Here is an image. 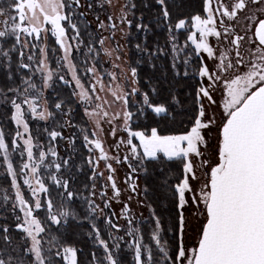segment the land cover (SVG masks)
Here are the masks:
<instances>
[{"label": "trees", "instance_id": "1", "mask_svg": "<svg viewBox=\"0 0 264 264\" xmlns=\"http://www.w3.org/2000/svg\"><path fill=\"white\" fill-rule=\"evenodd\" d=\"M8 1L0 0V8L7 10L8 4H12V0ZM126 1L130 7V23L128 21L127 26L129 33L125 42L127 65L130 70L136 69L134 79L137 89L132 97H126L127 111L132 113L129 127L145 134H149L153 128L157 129L159 135L187 132L198 113L197 90L200 81L197 69L200 63L199 59L191 56L186 65L181 67L180 61L175 69V64H171L170 56L165 51L168 47L167 25L173 27L187 15L200 12L203 0H165L164 5L159 4L158 0ZM62 3L68 17L65 22L76 32L79 42L90 50L98 48V36L84 15L76 9L75 0H62ZM165 8L169 13L167 19L163 16ZM9 29L10 23L5 28L8 34L0 37V50H5L9 55L5 64L0 65V92L9 94L12 90L21 91L25 81H28L37 93L44 95L47 112L50 113L47 120L30 123L32 135L40 137L45 153L50 158L45 159L38 170L39 180L46 189L40 194L41 206L35 209V215L43 228L39 244L42 257L45 264H66L61 254L64 248H72L75 250V264H105V253L96 241L102 240L108 248L113 249L116 243L112 240L108 222H112L114 217L110 209L104 207L106 220L99 218L92 204L93 168L84 140L85 136H93L89 123L76 101L71 83L56 78L45 91L40 78L20 65V46L16 36L10 35L12 31ZM46 41L47 64L56 72L60 67L59 47L50 34ZM140 48L147 50V55L139 52ZM179 58L181 60V56ZM74 59H78L79 63ZM72 61L77 70H81L86 63L75 54H72ZM95 66L100 69L99 61L95 62ZM145 94L151 104L163 105L166 111L156 114L152 108L144 105ZM57 104L61 107L57 108ZM66 125L70 127L72 134L69 146L59 142ZM53 131L59 134L55 138L51 136ZM16 133L17 125L12 119V107L1 104L0 134L4 138L8 162L12 164L15 175H18L22 172V158L14 142ZM0 151L4 154V150ZM53 151L56 155L52 159ZM57 164L60 165L59 169L56 168ZM182 167L181 157L169 160L159 154L156 158L144 159V171L141 174L144 200L158 218L160 233L166 240L165 243L170 246V259L173 262L178 250L179 231L176 186L183 177ZM0 181L4 187H10L8 176L0 177ZM68 192L73 193L71 198L68 197ZM24 196H28L26 191ZM49 203L52 205L51 209ZM62 211H67L69 215L61 216ZM53 215L59 223H53ZM151 224L150 219L144 220L139 224V229L143 248L153 254L154 246L149 241L152 232L147 233ZM23 238L24 232L15 223H11L8 213L0 212V254L4 256L3 259L9 256L8 264H24L26 246L22 245ZM111 241L114 243L111 244ZM126 248L125 243L119 244L117 264H134L131 249Z\"/></svg>", "mask_w": 264, "mask_h": 264}, {"label": "rangeland", "instance_id": "2", "mask_svg": "<svg viewBox=\"0 0 264 264\" xmlns=\"http://www.w3.org/2000/svg\"><path fill=\"white\" fill-rule=\"evenodd\" d=\"M6 2L9 1L6 0ZM37 2L43 3V0H37ZM60 2L62 3V0H60ZM75 7L84 15L85 19L97 34L98 48H92L91 50L90 48L88 49V47L84 48L79 42L76 32L73 31L71 25L67 24L64 20L61 21V25L65 29L62 43L68 49V56L67 59H65V48L61 47V43L58 42L57 37L53 35L51 25L44 22L43 15L40 13L39 9H37V16L40 21L39 27L42 31L39 34L19 32L18 38L17 35L14 34L20 46L19 63L21 66L27 65L25 68L29 69L31 73L36 74L38 78H40L41 85L45 91L51 87L52 81L56 78L71 83L76 101L82 108L83 114L89 123L93 136L92 138H88L87 141L84 140L89 150V159L93 168L92 204L99 218L106 220L103 211L104 207H108L114 217V220L108 223L111 229L112 240L116 245H113V249L107 247L106 251L104 244L100 243L101 240L97 239L96 241L97 245H100L105 253V264H111V261L108 260L109 254L117 264L118 258H116V255H119L118 249L121 242L125 243L129 250L131 249L130 253H132L134 264H136L137 241H139L141 245V264H181L180 261L175 260V262H173L170 259V246L165 243L166 240L160 233V225L159 231L157 232L158 218L156 214H153V209L150 205L144 200L141 174L144 171V159H148L149 157L143 156V150L139 147L140 141L134 136L131 137V139L132 144L137 146V152H132V146L127 143L129 140V132L137 131L130 129V119L125 123L124 112L127 111V105L124 104L123 100H118L113 95V92H117L126 97L128 95L132 97V90L133 88L136 89L134 76L127 65L125 45L129 33L127 26L130 17V7L128 2L126 0H79V3H76ZM4 11L7 14L0 15V31H5V28L7 29L8 27V23L12 26L11 17H16L15 22L22 23V26H32L27 20L21 22L18 13L14 10V7H10V4H8V9ZM46 11H48V9H46ZM61 15H67L64 7L61 10ZM196 15L200 17L204 16L203 4L200 12L198 11L193 15H187L181 19L185 21L183 28L177 29L175 27L179 21L173 27L167 25L168 47L165 48L166 54L170 56L171 64H175V69L180 61L181 67L186 65L190 61L191 56L192 58L194 57V59H199L200 65L197 69V75L200 83L197 90L198 113L196 118L199 116L202 107L204 110V116L202 117L203 122L208 123L212 121L209 127L201 130L205 141L204 144L199 145L201 156L190 154L188 157L193 165L196 178L193 179L191 174H188L189 185L192 191L185 192L186 203L183 207L179 204L178 193L176 195L179 228L177 255L181 246L187 251L197 245L206 214L204 213L203 204L194 202L193 197L199 198V191L208 179L207 173L210 171L209 165L214 164L218 160L219 130L226 116L224 111L225 99L220 100L222 98V93H216L218 97L214 96L216 98H213L210 92L213 93L216 89L212 90L211 87L207 85V76H201L199 74L200 68L205 66L206 60L204 59V62L202 60V57L205 56V52H201L197 55L195 46L188 40V36L196 32L192 22V17ZM109 17H111V19H109ZM5 21H7V23H5ZM34 23L35 22H33V24ZM143 32H145V29ZM48 34L52 35L56 40L61 56V58H59L60 67L56 72L48 67L46 60L45 53ZM10 35L12 36L13 33ZM197 39H199L198 32ZM101 40H103V44H101ZM105 50H107V52ZM161 51L164 53L163 50ZM5 52V50L4 52L0 50V65L5 64L9 56L8 54L4 55ZM139 52L147 55V50L140 48ZM72 54L77 55V58L79 56L85 60V66H83L81 70L76 69L72 61ZM180 56L181 60L179 58ZM74 60L78 62V59ZM96 61H99L100 69L95 66ZM89 69H93V71H89ZM49 72H51V77L45 82V78L48 76ZM77 80H79V84H77ZM201 87L208 89L212 97L211 100L199 93ZM82 91L88 94V99L86 101L80 99V93ZM26 98L31 100L36 106L37 113L45 109L47 110L44 95L37 93L33 85L28 81H25L21 91L12 90L9 94L0 92V105H10L12 107V116L15 112L12 106V100L15 99L17 103L21 104L23 119L28 126L27 131H25L23 125H17L15 120H13L17 125V133H20L19 136L16 133L14 139L17 152L22 158V172L20 174L15 175L14 172H12V174L9 173V162H5L4 154L0 151V177L6 175L10 179V187H4L0 181V212L8 213L11 218V223H15L16 227L24 232L22 242V245L26 246V254H24L23 257L24 264H37L35 254L31 252L33 243L32 238L23 228L27 227L24 223L26 211L31 210V218L39 222L35 215V209L37 208L36 204L39 202L42 192L40 190V184L42 183L38 177V170L45 159L50 158H48L45 153L40 137H34L32 135L30 123L33 122L36 124L39 121H45L48 119V116L46 119H40L38 116H34L31 107L24 103ZM97 105L100 107H97ZM89 112H95L97 115L95 117H90L87 114ZM104 112H107V116L104 115ZM65 117L67 119L68 111L65 112ZM97 121H99L98 125ZM184 133L170 135H180ZM150 134L151 132L147 135ZM71 135L70 127L66 125L59 137L60 144L69 146ZM26 139L31 140L33 152L32 160L28 159L26 145L24 144ZM96 140L101 142L103 151L107 157L106 159H101L100 150L95 148L94 143H90V141ZM41 152L45 153L43 162L40 161ZM159 154L163 155V153H158L157 155ZM53 158L54 155L52 156V159ZM204 160L209 161V165H203L202 161ZM53 161L55 162L56 160L54 159ZM181 161L183 162V177L180 183L186 175L184 172V163L186 161L183 157H181ZM25 164L28 165L27 168L24 167ZM108 165H111V168H109ZM33 167H36L35 172L32 171ZM109 176L112 177V180L108 179ZM13 178H15L16 182L15 187L13 186ZM113 182L116 185V190H118V195L116 194V190L112 187ZM17 191H19L24 201L23 205L17 200ZM25 191L28 193L27 197L24 196ZM181 215H183L182 227ZM148 219L152 222L147 233L152 232L149 241H151L154 246L153 254L143 248L139 229V224L144 220L148 221ZM32 231L40 244L43 231L36 233L35 225L32 226ZM154 235L157 236L159 245L157 244V240L153 239ZM113 241H111V244ZM160 247L166 250L168 254L167 257L160 251ZM149 255L151 256V260H149ZM3 257L4 256L0 254V259H3ZM61 257L66 264H72L71 256L66 260L65 253L62 252ZM8 259H10L9 256H7V259H3L6 264H8ZM183 264H187V262L183 261Z\"/></svg>", "mask_w": 264, "mask_h": 264}, {"label": "snow or ice", "instance_id": "3", "mask_svg": "<svg viewBox=\"0 0 264 264\" xmlns=\"http://www.w3.org/2000/svg\"><path fill=\"white\" fill-rule=\"evenodd\" d=\"M253 3L260 2V0H252ZM79 3V0H76ZM158 3L164 5L165 0H158ZM10 7L18 13L21 22L27 20L31 27L22 26V23H16V17H11L12 26L11 31L17 35L19 32L37 33L39 34L42 29L39 27V17L37 16V9L43 15L44 22L51 25L53 35L57 37V41L61 43V47L65 48V59L68 56V49L62 43L65 34V29L61 25V21L68 19V17L61 15V10L64 5L60 0H43V3H38L37 0H12ZM246 7V0H236L232 5V10L228 11L223 5V15L228 16L230 19L237 15L238 10H243ZM48 9V11H46ZM205 11L208 12L206 19H202L199 15L192 17L193 27L196 32L188 36V40L195 46V52L199 55L201 52L207 53L208 57L214 56L213 48L208 43L209 36L220 37V32L214 27L215 20L211 9L209 8L208 0H205ZM4 9L0 8V15H6ZM30 14V15H29ZM165 19L168 18L169 13L165 8L163 11ZM111 19V17H109ZM33 22H35L33 24ZM7 23V21H5ZM130 23V21H129ZM185 25L184 20H180L175 27L177 29L183 28ZM73 27H75L73 25ZM138 27H140L138 25ZM227 32L228 29H225ZM197 32L199 39H197ZM7 31H0V37H5ZM254 36L258 40L260 46H264V19H260L258 24L255 25ZM244 37L236 36L231 40V44L239 48V43ZM103 44V40H101ZM107 52V50H105ZM110 54V53H108ZM7 55V52L4 53ZM238 59L236 65L244 63L240 52H236ZM221 62L217 65L222 71L232 68L234 65L229 62L224 64L227 59L225 53H221ZM43 64V61H42ZM27 67V65H24ZM46 67V66H45ZM247 71L236 75L229 81H225L226 97L224 101V111L226 116L219 130V143H218V160L214 164L209 165V161H202L203 165H209L210 171L207 173L208 179L202 185L199 191V198L193 197L196 203H202L204 206L205 222L200 231L197 246L185 250L183 246L179 248L176 260L183 264H264V50H260L259 54L247 65ZM93 71V69H89ZM132 75H136V69L133 68ZM201 76H207L209 79H220L214 73H210L206 66H202L199 70ZM51 77V72L48 73L47 79ZM79 84V80H77ZM34 87V86H33ZM103 87V86H102ZM133 94L137 89L133 88ZM204 97L209 100L212 97L208 89L201 87L199 90ZM113 95L118 100H123L127 105L125 95L113 92ZM80 99L86 101L88 94L84 91L80 93ZM24 103L31 107L34 116L40 119H46L50 113L45 109L37 113L36 106L31 100L27 98ZM143 103L156 114L164 113L166 111L163 105H153L149 101L147 94L143 96ZM12 106L15 112L12 119L15 120L17 125H23L27 131V124L24 122L23 114L21 111V104L17 103L15 99L12 100ZM57 108L61 105L57 104ZM97 107H100L97 105ZM90 117H95L97 113H87ZM107 116V112H104ZM132 116L131 112L125 111V123ZM204 110L201 107L200 114L196 118L194 125L189 131L180 135H159L156 128L151 129V134L147 135L144 132H129V140L127 143L132 146V152H137V146L132 144L131 137L139 139V147L143 150V156L149 158H156L158 153H163L169 160L173 158L183 157L185 159L184 172L185 178L176 186V192L179 196V204L181 207L186 203L185 192L192 191L189 185L188 174L195 179V173L191 161L188 159L190 154L201 156L199 145L204 144V137L201 130L209 127L208 123L203 122ZM99 121H97V125ZM19 136L20 133L18 132ZM59 135L52 132L51 136L55 138ZM84 139L87 141L88 137ZM94 143L96 149L101 152V159H106L103 151L102 144L99 140L90 141ZM26 145L28 159L32 160V144L30 139L24 141ZM0 150H4V160L8 162L7 149L4 142L3 135L0 134ZM52 155H56L53 151ZM45 153H40V161L43 162ZM65 163H67L65 161ZM28 167L27 164L24 165ZM111 168V165H108ZM56 168L59 169L60 165L57 164ZM8 171L12 174V164L8 163ZM33 172L36 167H33ZM112 180V177H108ZM59 183V181H57ZM13 186H16L15 178H13ZM67 187V182L64 183ZM112 187L116 190V185L113 182ZM40 190L45 191L44 185L40 184ZM118 195V190H116ZM68 197L71 198L73 193L68 192ZM17 200L23 205L24 201L21 198L19 191H17ZM41 205L37 202L36 207ZM52 205L49 203V209ZM61 216H68L67 211H62ZM25 224L23 230L32 238L31 252L35 254L37 264H45L42 257L39 241L36 235L33 234L32 226L35 225L36 233L43 231L39 222L32 217L31 210L25 212ZM53 223H59L55 215L51 216ZM183 226V215H181V227ZM159 231V221H157V232ZM153 239L159 240L154 235ZM107 251V245L104 241ZM65 259L69 256L72 257V264H75V250L72 248H64ZM160 251L167 257V252L163 247ZM59 255V253H57ZM108 260L111 264H116L109 254ZM149 260L151 256L149 255ZM0 264H6L5 260L0 259ZM136 264H141V245L139 241L136 244Z\"/></svg>", "mask_w": 264, "mask_h": 264}, {"label": "flooded vegetation", "instance_id": "4", "mask_svg": "<svg viewBox=\"0 0 264 264\" xmlns=\"http://www.w3.org/2000/svg\"><path fill=\"white\" fill-rule=\"evenodd\" d=\"M209 8L212 11L215 24L214 27L217 31L220 32V37L215 36L208 37V43L213 48L214 56L208 57L205 53L202 57L203 62L205 61V66L208 68L210 73H214L216 76H219L220 79H209L207 85L211 89H216L213 93L210 92L213 98L218 97L216 93H222V98L226 97V85L225 81H229L234 78L236 75L246 72L247 65L259 54L260 50H264V46H260L258 40L254 36L255 25L258 24L260 19H264V0L260 2L253 3L252 0H246V7L243 10H238L237 15L233 18L224 16L223 5L228 11L232 10V5L236 0H208ZM204 7V16L202 19H206L208 12L205 11V0H203ZM225 29H228L226 32ZM236 36L244 37L239 43V48L236 45L231 44V40ZM239 51L241 57L243 58L244 63L241 65H236V52ZM221 53H225L227 59L224 60V64L227 65L231 62L234 66L222 71L217 67L221 62ZM205 59V60H204ZM216 96V97H214ZM216 100V99H215Z\"/></svg>", "mask_w": 264, "mask_h": 264}, {"label": "water", "instance_id": "5", "mask_svg": "<svg viewBox=\"0 0 264 264\" xmlns=\"http://www.w3.org/2000/svg\"><path fill=\"white\" fill-rule=\"evenodd\" d=\"M221 127H222V125H221ZM221 127H220V128H221ZM218 143H219V142H218ZM217 157H218V153H217ZM197 243H198V242H197ZM196 246H197V245H196Z\"/></svg>", "mask_w": 264, "mask_h": 264}, {"label": "bare ground", "instance_id": "6", "mask_svg": "<svg viewBox=\"0 0 264 264\" xmlns=\"http://www.w3.org/2000/svg\"><path fill=\"white\" fill-rule=\"evenodd\" d=\"M70 116V115H69Z\"/></svg>", "mask_w": 264, "mask_h": 264}]
</instances>
